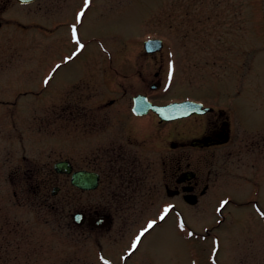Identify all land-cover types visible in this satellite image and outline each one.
I'll return each instance as SVG.
<instances>
[{"label": "rangeland", "instance_id": "rangeland-1", "mask_svg": "<svg viewBox=\"0 0 264 264\" xmlns=\"http://www.w3.org/2000/svg\"><path fill=\"white\" fill-rule=\"evenodd\" d=\"M75 10L72 6L68 21ZM80 33L86 40L97 39L90 48L94 55L113 54L117 85L107 97H120L128 88L133 95L146 92L158 103L185 96L203 99L231 118L234 140L227 165L257 164L264 171V149L245 150L264 136V0H92ZM35 34L33 43L30 37V44L24 39L18 43L21 57L47 51L46 37ZM149 38L163 39L165 48L146 58L143 41ZM60 41L57 34L49 41L45 67L70 49ZM65 70L60 71L64 83L74 75ZM153 83H160L157 90L150 89ZM69 138L62 123L48 129L44 123L22 124L21 169L33 178L21 188L0 187V217L5 214L12 221L7 227L13 228L17 221L20 234L19 248H7L0 264H108L99 260V252L106 257L119 254L144 220L155 218L167 205L165 201L140 206L137 213L133 211L136 223L122 236L106 234L97 240L95 233L74 225L75 212L92 213L98 204L96 192L83 193L71 186L67 176L53 171L54 162L63 159L80 167L84 153L79 146L68 147ZM54 186L60 189L52 196ZM227 192V186L219 189V194ZM197 210L198 214L187 215L186 227L197 228L198 234L179 232L171 215L145 237L127 264H264V222L252 209L246 210L250 220L239 222L241 211L228 207L226 222L210 235L202 229L207 210Z\"/></svg>", "mask_w": 264, "mask_h": 264}, {"label": "flooded vegetation", "instance_id": "flooded-vegetation-1", "mask_svg": "<svg viewBox=\"0 0 264 264\" xmlns=\"http://www.w3.org/2000/svg\"><path fill=\"white\" fill-rule=\"evenodd\" d=\"M83 1L0 0V187L8 184L21 188L33 178L32 173L21 169L22 124L44 123L48 129L62 123L65 135L70 137L67 146H79L84 153L79 168L72 160H64L71 163L73 171L93 172L99 177L94 190L78 189L83 193L96 192L94 203L98 204L92 213L81 212L80 228L95 233L97 240L106 234L122 236L136 223L135 214L140 206L165 201L169 204L163 218L144 220L147 226L137 229H142L139 234L142 238L136 239L134 249L124 253L128 243L118 250L119 254L106 257L99 252L102 260L127 264L154 227L152 231L162 227L171 215L177 221L181 218L186 221L189 213L198 212V207L208 212L204 214L207 218L202 229L209 235L226 222L228 207L241 211V216L237 214L239 222L250 220L248 209L262 221L264 171L257 164H241L236 168L227 165L232 156L228 149L234 140V127L226 111L214 109L203 99L185 96L174 101H194L212 110L165 121L153 111L143 115L133 113V98L138 94L148 97L153 104H165L146 92L133 95L123 88L120 97L106 96L116 91L117 69L113 68L112 53L101 57L90 51L97 39L86 40L81 36L80 29L92 6L85 8ZM72 6L76 10L68 21ZM35 32L46 37L47 51H32L21 57L18 43L24 39L30 44L28 37L33 38V43ZM56 34L61 39L59 44H68L70 49L45 67L49 41ZM62 69L74 72L66 83L62 81ZM159 74L160 71L156 72L155 77ZM159 84L153 83L150 89L157 90ZM128 96L127 102L124 98ZM55 98L61 102L56 103ZM247 146V151H255L256 147L264 149V136ZM222 175L225 179H220ZM66 176L70 180V175ZM223 186L229 187L230 192L219 194ZM97 218H105L107 224L93 227L90 220ZM11 224L5 214L0 217V261L7 248L17 250L20 246L17 221L13 228L7 227ZM188 229L197 232L193 226Z\"/></svg>", "mask_w": 264, "mask_h": 264}, {"label": "water", "instance_id": "water-1", "mask_svg": "<svg viewBox=\"0 0 264 264\" xmlns=\"http://www.w3.org/2000/svg\"><path fill=\"white\" fill-rule=\"evenodd\" d=\"M22 2H29L31 0H21ZM145 50L148 53L156 52L161 49L162 43L158 39L148 40L144 43ZM134 111L137 114H143L147 110L152 109L157 115H159L162 119L172 120L176 118L186 117L192 113H201L203 111H199L202 107L201 104L193 103V102H182V103H171L166 106H154L152 105L145 97L137 96L134 99ZM206 109L204 111H207ZM54 169L58 173H71L72 168L68 162L60 161L55 163ZM98 175L91 172L85 171H75L71 176V183L74 186H77L82 189H94L97 186ZM57 188H54L52 194H56ZM74 216L75 221L79 222L81 217ZM93 226H104L106 224V219L101 218L95 221H91Z\"/></svg>", "mask_w": 264, "mask_h": 264}, {"label": "bare ground", "instance_id": "bare-ground-1", "mask_svg": "<svg viewBox=\"0 0 264 264\" xmlns=\"http://www.w3.org/2000/svg\"><path fill=\"white\" fill-rule=\"evenodd\" d=\"M90 7H91V5H90ZM90 7H89V8H90ZM89 8H88V9H89ZM154 228H155V227H154ZM154 228H153V229H154ZM153 229H152V230H153ZM152 230H151V231H152ZM151 231H150V232H151ZM148 233H149V232H148ZM148 233H147V234H148ZM147 234H146V235H147ZM146 235H145V236H146ZM145 236H144V238H145ZM144 238H143V239H144ZM143 239H142V241H143ZM142 241H141V243H142ZM141 243H140V244H141ZM139 246H140V245H139ZM139 246H138V248H139ZM138 248H137V249H138ZM137 249H136V250H137Z\"/></svg>", "mask_w": 264, "mask_h": 264}, {"label": "snow or ice", "instance_id": "snow-or-ice-1", "mask_svg": "<svg viewBox=\"0 0 264 264\" xmlns=\"http://www.w3.org/2000/svg\"><path fill=\"white\" fill-rule=\"evenodd\" d=\"M81 15H83V14L81 13ZM74 32H75V30H74ZM162 218H163V217H162ZM149 227H151V225H149ZM142 234H143V233H142ZM142 234H141V235H142ZM138 240H139V237L137 238V241H138Z\"/></svg>", "mask_w": 264, "mask_h": 264}]
</instances>
